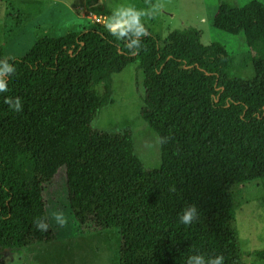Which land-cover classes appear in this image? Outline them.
I'll list each match as a JSON object with an SVG mask.
<instances>
[{
    "label": "trees",
    "instance_id": "obj_1",
    "mask_svg": "<svg viewBox=\"0 0 264 264\" xmlns=\"http://www.w3.org/2000/svg\"><path fill=\"white\" fill-rule=\"evenodd\" d=\"M212 23L244 34L240 63L219 42L203 45L190 26L164 40L148 31L117 40L94 25L43 36L18 58H3L0 47L14 68L0 93V264L6 250L54 240L43 189L60 168L76 222L118 231V264H187L195 255L245 264L233 191L254 180L264 190V4L218 0ZM135 61L144 74L141 117L159 140L156 171L135 156L129 129L92 127L112 103V75ZM6 96L19 97L22 110ZM191 205L197 218L180 223Z\"/></svg>",
    "mask_w": 264,
    "mask_h": 264
},
{
    "label": "rangeland",
    "instance_id": "obj_2",
    "mask_svg": "<svg viewBox=\"0 0 264 264\" xmlns=\"http://www.w3.org/2000/svg\"><path fill=\"white\" fill-rule=\"evenodd\" d=\"M243 6L252 0H225ZM260 1L261 0H257ZM264 4V3H263ZM154 5H159L156 9ZM132 6L152 16L140 17L148 32L164 40L175 29L194 27L200 42H219L240 63L249 51L242 32L231 34L213 26L218 0H0V47L3 58L24 56L33 43L43 36H61L102 25L92 15H112L115 8ZM82 12L88 17H83ZM144 74L138 61L112 75V103L103 107L92 127L109 133L129 129L134 154L143 167L160 168L157 135L141 117L144 106ZM264 190L261 181L246 182L233 191L235 238L245 264H264L256 259L264 251ZM45 212L54 240L19 251L3 252L2 264H118L120 236L115 229L93 232L82 227L73 217L67 198L65 171L60 168L55 178L43 189ZM60 211L68 218L57 227L51 212Z\"/></svg>",
    "mask_w": 264,
    "mask_h": 264
},
{
    "label": "clouds",
    "instance_id": "obj_3",
    "mask_svg": "<svg viewBox=\"0 0 264 264\" xmlns=\"http://www.w3.org/2000/svg\"><path fill=\"white\" fill-rule=\"evenodd\" d=\"M264 3V0H261ZM157 9L159 5H154ZM152 16L153 13L146 12L143 9H136L132 6H120L113 10L112 15L98 17V21L102 23L105 29L110 35L114 36L117 40L120 37L125 36L129 31L134 33L136 36H142L147 34V29L142 24L140 17ZM131 44L139 45L138 40H132ZM127 47V46H126ZM14 71L13 67H10L5 60H0V93L8 90L7 83L3 78V74ZM4 103L14 112H20L22 110L21 100L19 97H5ZM52 220L55 222L57 227H63L67 224L68 218L63 212L53 211L51 212ZM198 216L197 208L195 205H191L185 208L182 215L179 216V222L182 224H189ZM37 228L45 229L47 225L42 222L37 223ZM224 257L222 255H216L215 257H209L207 260L201 255H195L188 258L187 264H223Z\"/></svg>",
    "mask_w": 264,
    "mask_h": 264
},
{
    "label": "built area",
    "instance_id": "obj_4",
    "mask_svg": "<svg viewBox=\"0 0 264 264\" xmlns=\"http://www.w3.org/2000/svg\"><path fill=\"white\" fill-rule=\"evenodd\" d=\"M82 16H83V17H88L89 15H86V14H84V13L82 12ZM99 17H100V16H99ZM97 18H98L97 16L92 15V19H93L95 22L100 23V22L98 21Z\"/></svg>",
    "mask_w": 264,
    "mask_h": 264
}]
</instances>
